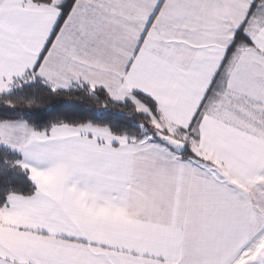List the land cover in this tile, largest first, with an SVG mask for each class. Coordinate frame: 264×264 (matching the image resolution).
Returning a JSON list of instances; mask_svg holds the SVG:
<instances>
[{
	"label": "snow or ice",
	"instance_id": "1",
	"mask_svg": "<svg viewBox=\"0 0 264 264\" xmlns=\"http://www.w3.org/2000/svg\"><path fill=\"white\" fill-rule=\"evenodd\" d=\"M0 264H264V0H0Z\"/></svg>",
	"mask_w": 264,
	"mask_h": 264
}]
</instances>
